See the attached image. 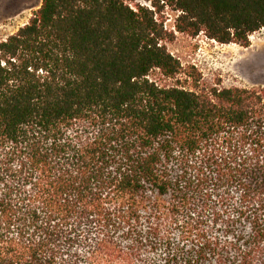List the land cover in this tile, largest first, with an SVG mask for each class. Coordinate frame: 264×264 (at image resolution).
<instances>
[{"label": "trees", "instance_id": "16d2710c", "mask_svg": "<svg viewBox=\"0 0 264 264\" xmlns=\"http://www.w3.org/2000/svg\"><path fill=\"white\" fill-rule=\"evenodd\" d=\"M260 30L264 0H41L0 38V264H264V87L165 45Z\"/></svg>", "mask_w": 264, "mask_h": 264}, {"label": "rangeland", "instance_id": "374dc122", "mask_svg": "<svg viewBox=\"0 0 264 264\" xmlns=\"http://www.w3.org/2000/svg\"><path fill=\"white\" fill-rule=\"evenodd\" d=\"M40 2L41 0H0V38L23 26L39 7ZM128 3H144V0H128ZM147 4L149 5V2ZM163 17H168L164 26L171 28L172 17L166 14ZM165 45L170 54L180 62L183 73L197 77L200 86L219 84L223 87H264L263 30L249 37L247 47L218 44L201 33L194 37L174 33L173 38ZM258 49H261L262 64H254L251 61L253 53ZM157 77V74L151 76L156 79ZM191 79L188 78V84L192 83ZM157 80L161 85L173 82L162 77Z\"/></svg>", "mask_w": 264, "mask_h": 264}, {"label": "bare ground", "instance_id": "6f19581e", "mask_svg": "<svg viewBox=\"0 0 264 264\" xmlns=\"http://www.w3.org/2000/svg\"><path fill=\"white\" fill-rule=\"evenodd\" d=\"M251 49H255V48H251ZM261 49H258V50H256V52H254L253 53V58H252V60H251V58H250V60L255 64H262V56H261ZM243 57V56H242ZM258 58V59H257ZM241 62V61H240ZM264 62V61H263ZM247 64H248V61H247ZM243 65V64H242ZM249 66H251V65H249ZM245 67V66H244Z\"/></svg>", "mask_w": 264, "mask_h": 264}]
</instances>
